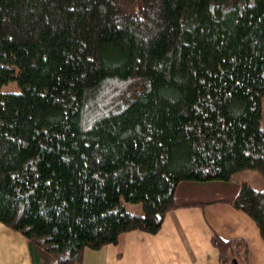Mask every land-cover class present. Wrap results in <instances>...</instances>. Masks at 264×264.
<instances>
[{
  "label": "trees",
  "instance_id": "trees-1",
  "mask_svg": "<svg viewBox=\"0 0 264 264\" xmlns=\"http://www.w3.org/2000/svg\"><path fill=\"white\" fill-rule=\"evenodd\" d=\"M247 169L264 176V0H0V222L32 264L221 202L264 239ZM212 243L247 263L245 240Z\"/></svg>",
  "mask_w": 264,
  "mask_h": 264
},
{
  "label": "crops",
  "instance_id": "crops-1",
  "mask_svg": "<svg viewBox=\"0 0 264 264\" xmlns=\"http://www.w3.org/2000/svg\"><path fill=\"white\" fill-rule=\"evenodd\" d=\"M257 188L264 189V180H259ZM214 234L246 241L248 261L236 264H264V239L255 220L222 202L173 210L159 233H123L117 244L86 249L83 264H220L219 250L212 243ZM0 264H32L26 238L1 222Z\"/></svg>",
  "mask_w": 264,
  "mask_h": 264
},
{
  "label": "rangeland",
  "instance_id": "rangeland-1",
  "mask_svg": "<svg viewBox=\"0 0 264 264\" xmlns=\"http://www.w3.org/2000/svg\"><path fill=\"white\" fill-rule=\"evenodd\" d=\"M4 91H19V86L17 82H12L6 86H4ZM255 174V175H254ZM260 178V179H259ZM233 180H249L250 183L257 188L259 180H264V176L256 170H243L235 173L232 177ZM259 189V188H257ZM123 203L126 205V208L129 212L142 215L143 214V205L142 203H129L125 200V198H122Z\"/></svg>",
  "mask_w": 264,
  "mask_h": 264
}]
</instances>
